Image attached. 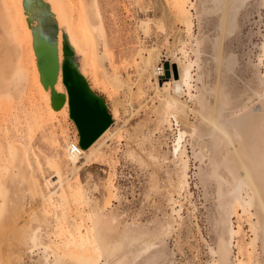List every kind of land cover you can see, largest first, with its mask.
Segmentation results:
<instances>
[{
    "label": "rangeland",
    "instance_id": "1",
    "mask_svg": "<svg viewBox=\"0 0 264 264\" xmlns=\"http://www.w3.org/2000/svg\"><path fill=\"white\" fill-rule=\"evenodd\" d=\"M49 1L62 24L55 17L48 18L42 31L57 36V40L60 36L62 47L69 42V23L74 31L78 28L90 34L91 41L83 42L82 55L72 50L73 62L80 66L84 61L86 81L104 99L111 114L109 103L115 99L119 105L117 114H112V138L107 140L102 154L93 156L90 166L66 173L68 199L51 195L46 200L50 210L45 216L40 195L30 190L31 179L37 180L38 191H47L45 182L54 174L45 162L52 156L54 140L65 152L66 142H72L78 131L69 111L67 115H48L47 103L32 76L27 42L18 35L19 20L13 8L17 1L0 0V58L9 59L15 70L11 87L15 89L14 97H0L4 101L0 105V133L15 127L18 121L23 126L31 163L25 180L9 176L1 185V213L14 218L18 227L26 224L23 242L10 248L1 246L2 252L14 256L3 264H70L55 258L57 244L76 230L82 237L95 241L94 220L111 214L117 218L115 231L142 227L150 231L151 237L146 243L123 242L119 254L109 259L99 255L97 264H117L123 257L125 262L119 264H148L149 254L142 253V249L149 241L156 243L155 252L163 254L152 264H217L212 254L217 249L215 184L203 186L200 163L195 158L196 140L190 135L182 142L187 167L174 152L179 126L169 111L156 110L166 93L173 94L172 87L168 84L166 92L157 90L150 71H142L140 58L148 49H155L159 54L158 67H163L164 72L165 62L180 61L189 78L183 83L179 100L187 107L186 117L199 129L212 131L199 115L200 96L210 113L216 114L213 120L218 126L250 107L257 112L264 92V0H244L233 5L230 30L222 22L223 10L213 11L212 0H97L104 37L91 29L95 20L89 13V0ZM166 14L174 18L168 19ZM147 17L151 21L143 31L140 22ZM160 22L165 23L164 29L159 28ZM104 49L121 84H114L108 76L112 72L105 74L100 64L98 53ZM32 105H37L46 116L38 126L32 123L28 110ZM207 137L210 141L209 134ZM142 145L152 151V159L143 153ZM229 148L225 145L226 150ZM56 180L54 177L52 182ZM56 189L49 185L51 192ZM246 192L249 193L247 187L230 213V228L239 227L232 238L230 264H239L240 259L248 264H264V234L260 228L258 258L250 257L252 228L258 221ZM22 207H31L26 212L35 209V214L24 216L20 212ZM94 246L98 250L95 242Z\"/></svg>",
    "mask_w": 264,
    "mask_h": 264
},
{
    "label": "bare ground",
    "instance_id": "2",
    "mask_svg": "<svg viewBox=\"0 0 264 264\" xmlns=\"http://www.w3.org/2000/svg\"><path fill=\"white\" fill-rule=\"evenodd\" d=\"M16 1L17 3L13 8L16 17L19 20L20 32H18V35H22L27 42L32 76L36 88L47 103V113L50 116L60 113L67 115L69 111L68 94L65 86L63 85L65 88L64 90L60 84L62 83L61 62L63 59L60 36L58 37V40L56 36V43L52 44L56 50L59 64L54 89L56 93L64 96V102L59 108H54L51 104L50 87L48 86L45 88L41 82L40 72L37 66V56L33 47V29L36 28L37 21L26 13L23 6V0ZM40 1L47 4L49 11L52 13V17H55V20L61 25L62 19L56 17V13L53 11L50 1ZM243 1L244 0H212L213 11L216 12L218 10H223V17L221 19L224 23V27L228 30L233 27L235 12L233 5L238 6V4ZM89 13L91 18L95 20V23H92L91 26L92 31L99 34V36L104 37V31L101 25L102 16L97 0H89ZM166 15L168 19L174 18L172 15L170 16V14ZM158 19L161 20L160 18ZM159 20H157V22H159ZM150 21L151 18L148 17L141 19L140 27L143 31L147 30ZM164 24L165 23L160 22L159 28L164 29ZM66 33L68 36L69 42H67L69 47L76 54L82 55L84 53L83 42L91 41L90 34H86L83 29L80 30L78 28H75L74 31V28L70 23L67 25ZM108 55L106 49H104L102 53H98L100 64L104 66L105 74L107 75L114 70V67L110 65V56L108 57ZM140 59L142 71H150L154 78V84L157 90L166 92L168 84L172 87L173 94L166 93L164 101H160L156 106V110L159 112L169 111L179 126L176 144L174 145V152L179 154L184 166L187 167V162L183 159L186 149L185 146L182 145V142L187 135H190L191 138L196 140L195 146H197V149L195 150V158L200 163L198 166L203 186L207 187L212 183L215 184V192L218 198V211L217 216L214 218L217 235V249H214L212 254L216 263L230 264L233 248L232 238L239 232V227L237 229H232L229 226L230 213L235 202L241 198V193L246 191V187L249 191V193L246 192V194L249 195V201L253 206L258 221V225L252 228L253 238L250 242L251 247L248 248L251 252V256H249L251 258H256L257 260L258 257H256V250L259 243L258 228H260L261 232L264 234V92L257 112L250 107L241 113L232 116L228 123H222L220 126L214 123L213 116L216 114L214 112L210 113V110L205 104V99L200 96L199 103L201 106L199 115L201 119L206 121L207 124L209 123L211 125L210 127H212V131L207 132L206 129H199L195 124L189 121L185 115L187 107L179 100L181 94H183V83H187L189 78L188 72L183 68L180 61L174 59V61L169 62L168 70L170 76L164 78V68L158 67L157 62L159 61V54L155 49H148L146 55L142 56ZM11 66L12 62L9 59L0 58V97L8 99L14 97L12 96V92L15 90L11 88L13 85L12 78L14 77L15 71ZM74 67L77 72L85 78L87 68L84 61L81 62L80 66L75 63ZM87 73H89V71ZM108 76L110 77V80L112 79L114 84L122 83L116 73L112 72ZM90 88L92 87L90 86ZM1 104H4V101L0 100V105ZM109 104L114 117V115L117 114L119 102L113 99ZM32 106L28 108V110L31 112L32 123H34L35 126H38L43 123L46 116L37 105ZM110 126L87 149L80 147L78 136H76L72 142H66L65 152L60 151L61 144L57 139L54 140V145H52L54 146V150L52 149V156L45 162L47 169L54 174L51 179L48 178L45 182L48 188L47 189L45 186L47 191L40 190V188L39 191L37 190L39 184L36 179H31L30 186V190L34 195H36V193L40 195L41 208L45 216L49 214L50 210L46 204V200H48L51 195H55L61 200L68 199L69 193L65 187L66 173L68 171L76 172L86 166H90L94 161L93 156H100L102 154L107 140L112 138L114 129ZM231 129H234L235 132L232 133ZM23 131V126H21L18 121H15V127L6 128V130H3L0 133V191L1 185L6 182V179L9 176H20L21 179L25 180L26 172L31 168L28 147L23 140ZM136 132H138V130ZM208 134L210 136V141L207 139ZM73 144L79 146L78 152L76 153L71 152ZM225 145H229L230 148L226 150ZM142 150L144 151L143 153L149 156V158L153 157V153L150 149L145 148L142 145ZM223 150H226L225 153H223ZM202 164H204V166ZM54 177H57V180L52 182L54 181ZM151 182L154 186L157 184L154 173L151 174ZM49 185H53V187H57V189L51 192V190H49ZM30 208L31 207H22L20 212L25 213L24 216L26 217L31 213L35 214V209L26 212L27 209ZM116 221L117 218L112 214L102 215L101 217L96 218L93 222L95 241L87 237H82L79 230H76L74 233H67V236L62 239L63 241H60L59 245L57 244V249H54L55 258L58 260H65L70 264H97L99 255L105 259L114 257L121 250L120 247L123 242L131 243L139 242L141 240L146 243L147 239L151 237V235L149 236L150 231L147 228L142 227L133 231L122 230L117 232L115 231L114 226ZM26 222L27 220L25 223ZM25 228L26 224L18 227L14 218L9 214L3 215L0 210V264H3V262L9 261L14 257L11 253L6 254L2 252L1 246L5 245L10 248L13 245H17L19 241L23 242L25 238ZM94 242L96 243L98 250H96ZM262 243L264 255V241H262ZM155 244L154 241H149L142 249V253L149 254L147 258L148 264H152L158 258L163 256V254L160 253L161 251H159V253L155 252ZM235 245H238V242H236ZM247 257L248 256H246V258ZM124 259L125 257L119 259L117 264L125 262ZM248 260L250 261L249 258ZM239 264L248 263L243 262L240 259Z\"/></svg>",
    "mask_w": 264,
    "mask_h": 264
},
{
    "label": "water",
    "instance_id": "3",
    "mask_svg": "<svg viewBox=\"0 0 264 264\" xmlns=\"http://www.w3.org/2000/svg\"><path fill=\"white\" fill-rule=\"evenodd\" d=\"M23 6L26 13L37 21L33 29V47L41 82L45 88L50 87L52 106L59 108L64 96L54 89L59 69L56 50L52 45L56 43V38L42 31L43 23L52 18V13L47 4L40 0H23ZM62 50L61 76L68 94L69 117L77 128L80 147L87 149L112 124V116L104 99L91 90L86 79L75 69L69 45L64 44ZM168 67L169 63L165 62L164 78L170 76Z\"/></svg>",
    "mask_w": 264,
    "mask_h": 264
},
{
    "label": "built area",
    "instance_id": "4",
    "mask_svg": "<svg viewBox=\"0 0 264 264\" xmlns=\"http://www.w3.org/2000/svg\"><path fill=\"white\" fill-rule=\"evenodd\" d=\"M78 147H79V146H78L77 144H73V145H72V148H71V152H72V153H76V152H78Z\"/></svg>",
    "mask_w": 264,
    "mask_h": 264
}]
</instances>
